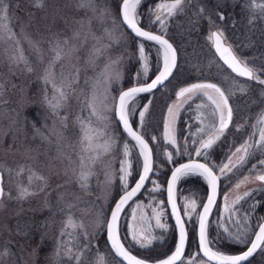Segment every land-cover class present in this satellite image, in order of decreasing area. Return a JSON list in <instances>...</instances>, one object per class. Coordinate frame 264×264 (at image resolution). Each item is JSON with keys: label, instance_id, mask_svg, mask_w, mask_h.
I'll use <instances>...</instances> for the list:
<instances>
[{"label": "rangeland", "instance_id": "rangeland-1", "mask_svg": "<svg viewBox=\"0 0 264 264\" xmlns=\"http://www.w3.org/2000/svg\"><path fill=\"white\" fill-rule=\"evenodd\" d=\"M174 2H150L146 13L155 29L175 46L178 63L174 76L159 91L137 97L127 108L128 117L151 145L154 168L142 194L125 210L119 231L128 244L139 246L133 233L150 234L148 247L164 239L171 225L162 171L185 159L202 158L220 179L219 199L209 224L216 245H246L261 221L260 209H264V184L256 179L264 173L260 163L264 148L259 146L264 124L258 122L264 114V85L230 74L213 53L208 36L213 29L222 31L234 53L264 79V9L257 7L264 0H183L172 16L157 11L158 5ZM81 3L85 6L80 7ZM119 4L120 0H0V9L6 7L8 17L0 24H7L15 33L8 39L7 32L0 31V171L4 191L0 199V264H77V257L78 264H101V258L102 264H121L106 244L105 224L115 198L125 190L120 180L121 163L127 160L131 164L129 187L139 175L141 162L135 146L117 126L114 107L117 94L127 84L144 83L157 74L161 52L125 30ZM76 33L79 37L73 39ZM65 39L68 44L63 43ZM57 42L63 49L62 58L51 68L57 85L73 80L77 68L79 79L65 88L67 99L60 101L61 106L53 108L50 102L57 101L44 76L54 62ZM141 46L146 61L140 57ZM21 54L25 61L18 60ZM108 76L111 79H106ZM201 80L212 81L225 91L232 120L220 139L197 156L201 142L214 134L213 125L219 126V113L213 115L215 106L202 94L179 101L174 97L186 84ZM90 103L107 119L91 116ZM105 105L111 110L106 111ZM170 108L176 114L174 121H170ZM89 120L92 128L103 132L99 143L110 145L95 162L89 159L95 153L84 152L81 144V121L87 125ZM166 123H170L175 144L165 138ZM245 142L253 147L241 163L238 157L242 153H236V148ZM229 159L233 166L221 172ZM81 171L91 173L86 187L81 186ZM25 188L30 194L22 197ZM245 192L249 195L244 196ZM180 193L181 214L193 228L203 199L186 186ZM238 196L242 199L234 204ZM193 200L196 211L189 208L185 215L186 205ZM226 203L231 213L224 210ZM159 212L166 228L156 226L155 213ZM69 217L83 227H66ZM202 261L192 247L179 264Z\"/></svg>", "mask_w": 264, "mask_h": 264}, {"label": "snow or ice", "instance_id": "snow-or-ice-1", "mask_svg": "<svg viewBox=\"0 0 264 264\" xmlns=\"http://www.w3.org/2000/svg\"><path fill=\"white\" fill-rule=\"evenodd\" d=\"M90 2V0H89ZM183 0H175L174 3L170 4H160L157 7V11H166L168 16H172L177 9L180 8ZM140 0H123V22L132 29V31L138 37H143L146 40L155 41L159 44L163 50V59H164V66L163 70L160 71L159 75L148 85L144 87H132L128 91H124L119 96V105L116 108V113L119 117V120L123 123L125 131L131 136L136 143L140 147V154L144 158L143 163V172L140 174L138 181L135 184V187L131 189V191H127L128 188V177L131 175V164L125 160L121 163L120 172L123 175L120 176V180L123 182V187L126 189L125 194L119 199V202L116 203L115 209L111 213V220L107 223V235L108 240L111 242L112 248L115 250L116 254L122 257L127 264H146V262L142 259H138L137 257L131 255L128 250L125 249L123 244L120 242V238L118 235V220L120 217V213L123 210L124 206L131 200L144 186L145 181L148 179V175L152 170V158H151V150L148 148V144L145 140L138 135L135 131L132 130L131 126L128 122V112H127V105L129 100H131L135 95L140 92H151L158 84H162L164 80H166L171 74L172 70L176 67V51L173 48L172 44L168 42V40L164 39L160 35H153L148 31H143L141 28L137 26L136 21V8L139 5ZM37 6H42L41 4L37 3ZM85 4L81 3L80 7H84ZM257 7L264 9V4L257 5ZM4 13L3 16H0V20H7V8L0 9ZM157 20H160V15L156 16ZM220 19H224L223 15L220 16ZM115 23V21H114ZM163 23V22H162ZM0 31H6L8 39H13L15 33L11 31L7 24H0ZM79 33H76L73 39L78 38ZM208 39L212 42L215 53L219 56L220 60L223 61L225 65L233 73H235L239 77H244L248 80H255L261 85H264V79H262L256 71L250 67L246 61L241 60L233 51L231 45H226L224 43V33L222 31H215L211 32L208 36ZM18 44L19 41H16ZM64 44H68V39L63 41ZM55 51L54 62L50 65V68L46 70L44 81L46 84H51L54 92L53 100L57 102L52 104L50 102V106L53 108L60 107V101L67 99V93L65 92V88H71L72 84L78 82L79 79V69H76V75L73 80L64 82L61 81L60 85H57L55 80V74L51 71V68L55 66V61H59L62 58L63 49L60 46V43L57 42ZM100 49H97L96 52L98 53ZM141 59L146 61V57L144 54V47L141 46L139 49ZM19 61H25V58L21 54L18 58ZM31 71V69H29ZM145 72H147V64L145 63ZM106 79H111L110 76L106 77ZM2 87V85H0ZM244 89L241 88V91ZM196 94H202L206 96L209 101L215 106L213 115L217 112L219 113V127L213 125V135H210L207 140H203L200 144V148L196 150V155H201L202 149H210L213 144L220 139L223 133L228 128L231 120H232V108L229 104L228 96L225 94V91L221 89V87L217 86L215 83H196L191 85V87H186L180 89L177 93V99L179 100L182 97L194 96ZM89 108L91 109V116H95L98 120H105L107 119L103 116L97 109L94 103H90ZM105 110L108 109L105 105ZM147 109H145L146 111ZM175 113L170 108L169 109V117L170 121H174ZM141 119H143L144 113H140ZM67 119L66 117L64 118ZM259 123L264 124V114L258 120ZM81 130L83 132V137L81 140V144L83 146L84 152H94L95 155L90 156L89 159L92 162H95L99 159L100 155L103 153H107L110 145L107 141L104 143H99L100 136L103 135V132L99 129H94L91 127V121L89 120L87 125L84 121H81ZM165 138L168 139L171 143L175 144L174 136L172 135L170 123H166L165 125ZM86 142V143H85ZM259 146L264 148V128H262L259 132ZM253 147L252 144L245 142L244 145L241 147L236 148V153H242L238 159L241 163L244 162L245 158L249 154V148ZM234 153L233 155H235ZM125 156L128 155V146L125 145ZM171 159V156H169ZM261 164H264V160L260 161ZM230 166H233V162L229 159L228 164L223 165L221 167V172L225 170H230ZM81 167H84V157L81 156ZM91 175L90 172L81 171L80 173V180L83 181L82 187H86L87 181L89 176ZM188 175H200L203 176L204 179L208 182L210 188V194L207 197V203L203 205V212L199 213V248L200 251L203 252V255L207 257L208 262H212V264H243L244 261H247L249 257H251L258 248L264 246V225H261L259 228V232L256 234L255 241L251 243V247L248 248L246 252L240 255H227L220 251H214L212 248L209 247V240L207 237V222L208 217L211 213L212 207L216 202L217 196V176L214 174L212 168L208 165L203 163L192 162L188 164H183L180 167L176 168L175 171L172 173L171 181L168 185V202L172 207V214L176 219V227L179 230V241L176 245L175 252L169 256L167 259L160 261V264H177L178 261H181L183 254H184V247L187 240V233L185 230V223L182 220L179 211L177 210L175 198H174V186L178 179L182 176ZM31 180V177L29 178ZM37 179H43L42 177H37ZM247 179V177L245 178ZM257 180L264 183V175H258L256 177ZM240 187V184H237V188ZM30 193L28 190L22 189L21 196L29 195ZM4 195L3 188L0 187V198ZM249 195L248 192L244 193V196ZM242 197L238 196L236 200L233 202L238 203ZM227 201V197H225ZM189 208L192 212L196 211L197 205L196 202L193 200L185 207V215L189 214ZM224 210L226 212L231 213V209L225 204ZM163 215L162 212L155 213L156 219V226L158 228H166V225L161 222V216ZM133 218H135V213H133ZM66 227L75 229L77 227H83V225H77L75 221L69 217L68 221L66 222ZM63 235V233H62ZM133 240L137 243L141 244L142 247L147 246V244L151 243L150 234H145L144 232L140 233H133ZM146 241V243H144ZM71 249L68 250L69 258L71 259ZM56 255L59 256V248L57 249ZM77 264H78V257H77ZM102 264V258H101ZM201 264H206V262L202 261Z\"/></svg>", "mask_w": 264, "mask_h": 264}, {"label": "water", "instance_id": "water-1", "mask_svg": "<svg viewBox=\"0 0 264 264\" xmlns=\"http://www.w3.org/2000/svg\"><path fill=\"white\" fill-rule=\"evenodd\" d=\"M118 14H119V18H120V21H121V23H122V25H123V27L130 33V34H132V35H134V36H136V34L132 31V29L131 28H129L124 22H123V0H121V2H120V4H119V9H118ZM137 26L139 27V28H141V30H143V31H148V32H150L151 34H153V35H160V34H158V33H155V32H153V31H150V30H147V29H144V28H142L141 26H139L138 25V23H137ZM212 32H215V30H213ZM160 36H162L164 39H166V40H168L166 37H164L163 35H160ZM136 37H138V36H136ZM138 38H140V39H143V40H146V39H144L143 37H138ZM146 41H149V42H152V43H154L155 45H157L161 50H162V48H161V46L159 45V44H157L155 41H150V40H146ZM168 42L170 43V44H172L169 40H168ZM225 43V42H224ZM211 45H212V48H213V51L215 52V48H214V46H213V44H212V42H211ZM227 45V44H226ZM173 46V45H172ZM173 48H174V46H173ZM175 49V48H174ZM216 54V53H215ZM176 56H177V53H176ZM216 56L219 58V56L216 54ZM219 60H220V58H219ZM222 63H223V61L222 60H220ZM224 64V63H223ZM176 65H177V59H176ZM225 65V64H224ZM226 67H227V65H225ZM176 68V67H175ZM175 68L172 70V74H173V72L175 71ZM228 68V67H227ZM163 69H160V71H162ZM228 70L231 72V73H233L232 71H231V69H229L228 68ZM159 73L160 72H158L150 81H148V82H146V83H142V84H137V85H133V86H130V87H127V88H125L124 90H122L119 94H118V97H117V101H116V105H115V119H116V122H117V125L119 126V128L123 131V133L133 142V144L135 145V147L137 148V150H138V153H139V155H140V158H141V162H142V164H141V169H140V172H139V175H138V177H137V179L134 181V183L127 189V191H131V189L132 188H134L135 187V184H136V182L138 181V179H139V176H140V174H142V172H143V163H144V158H143V156H141V154H140V147H139V145L136 143V141L131 137V136H129L128 135V133L125 131V129H124V126H123V123L119 120V117H118V115H117V113H116V108L118 107V105H119V96H120V94L122 93V92H124V91H128L130 88H132V87H144V86H146V85H148V84H150L155 78H156V76L157 75H159ZM172 74L166 79V80H164V82L162 83V84H158L152 91H154V90H156V89H158V88H160L165 82H167L169 79H170V77L172 76ZM235 76H237L235 73H233ZM237 77H239V76H237ZM240 78H244V77H240ZM244 79H246V78H244ZM196 83H212V82H206V81H203V82H195V83H191V84H188V85H186V86H184L183 88H186V87H191V85H193V84H196ZM218 86V85H217ZM182 89V88H181ZM180 91V90H179ZM178 91V92H179ZM177 92V93H178ZM144 93H149V92H140V93H138L137 95H135L133 98H136L138 95H140V94H144ZM177 93H176V95H175V97L177 98ZM132 98V99H133ZM181 99V98H180ZM179 99V100H180ZM130 101V100H129ZM128 122H129V125L131 126V128H132V130L133 131H135L138 135H140L144 140H145V142L148 144V148L151 150V147H150V145H149V143H148V141L137 131V130H135L134 128H133V126H132V124H131V122H130V120H129V117H128ZM151 158H152V165H153V155H152V151H151ZM192 162H197V163H203V164H206V163H204L203 161H200V160H195V159H191V160H185V161H182V162H180V163H178L177 165H175L173 168H172V170L170 171V173H169V175H168V177H167V180H166V184H165V199H166V204H167V210H168V214H169V217H170V219H171V222H172V225H173V227H174V229H175V232H176V243H175V247H174V250L172 251V253L170 254V255H168L166 258H164V259H162V260H165V259H167L169 256H171L174 252H175V248H176V245H177V243H178V241H179V230H178V228L176 227V219H175V217L173 216V214H172V207H171V205L169 204V202H168V185H169V182L171 181V178H172V173L175 171V169L176 168H178V167H180L181 165H183V164H188V163H192ZM207 165V164H206ZM210 167V166H209ZM151 172H152V170H151ZM151 172L149 173V175H148V179L145 181V183H144V186L140 189V191L142 190V189H144V187H145V185H146V183L148 182V180H149V178H150V175H151ZM214 172V171H213ZM215 174V173H214ZM216 175V174H215ZM261 175H264V174H261ZM198 176H200V175H198ZM217 176V175H216ZM204 181H205V183H206V196H205V199H204V201H203V203H202V205H201V207H200V210H199V213H202L203 212V205L204 204H206L207 203V197H208V195L210 194V188H209V185H208V182L204 179V177L203 176H200ZM217 178H218V176H217ZM179 180V179H178ZM178 180L176 181V183H175V186H174V198H175V202H176V206H177V210L179 211V213H180V216H181V218H182V215H181V212H180V209H179V206H178V203H177V199H176V187H177V183H178ZM259 181V180H258ZM262 183V182H261ZM0 187H2V175H1V172H0ZM219 189V178L217 179V195H218V190ZM140 191L132 198V199H134L139 193H140ZM125 194V191L118 197V199L115 201V203L113 204V206H112V209H111V211H110V213H109V215H108V218H107V222H106V227H105V240H106V243H107V246H108V248H109V250L111 251V253L114 255V257L117 259V260H119V261H121L123 264H127V261H125L122 257H120V256H118L117 254H116V252H115V250L112 248V245H111V242L108 240V235H107V223L108 222H110V220H111V213H112V211L115 209V205H116V203H118L119 202V199L123 196ZM131 199V200H132ZM131 200H129L128 201V203L131 201ZM216 201H217V196H216ZM127 203V204H128ZM126 204V205H127ZM215 204H216V202H215ZM215 204L213 205V207H212V210H211V213H212V211H213V209H214V207H215ZM125 205V206H126ZM124 206V207H125ZM122 212V211H121ZM199 213H198V216H197V222H196V229H195V235H196V244H197V249H198V251H199V254H200V256L205 260V261H207V257H205L204 255H203V252H201L200 251V248H199ZM211 213H210V215H209V217H208V221H209V218H210V216H211ZM121 214V213H120ZM120 218V217H119ZM182 220H183V218H182ZM207 225H208V222H207ZM261 225H264V218L261 220V222L259 223V225L257 226V228H256V230H255V232H254V234H253V236H252V239H251V241H250V243L248 244V246L240 253V254H243L244 252H246L247 250H248V248H250L251 247V243L253 242V241H255V238H256V234L259 232V228H260V226ZM118 226H119V220H118ZM117 230H118V228H117ZM185 230H186V226H185ZM186 233H187V231H186ZM118 235H119V231H118ZM119 238H120V235H119ZM188 238V237H187ZM120 242H121V244H123L122 243V241H121V239H120ZM123 246L125 247V245L123 244ZM186 246H187V240H186V243H185V247H184V253H185V250H186ZM210 247V246H209ZM125 249L126 250H128L126 247H125ZM259 250V248L256 250V252L251 256V257H249V259L247 260V261H244L243 262V264H246V263H248L254 256H255V254L257 253V251ZM129 251V250H128ZM129 253L131 254V255H133V256H135V257H137L136 255H134L133 253H131L130 251H129ZM240 254H238V255H240ZM184 255V254H183ZM138 259H141V258H139V257H137ZM142 260H144V259H142ZM162 260H159V261H155V262H150V261H146V260H144L145 262H146V264H160V261H162ZM180 261H178L177 262V264L179 263ZM208 262V261H207ZM210 264H212V262H209Z\"/></svg>", "mask_w": 264, "mask_h": 264}, {"label": "trees", "instance_id": "trees-1", "mask_svg": "<svg viewBox=\"0 0 264 264\" xmlns=\"http://www.w3.org/2000/svg\"><path fill=\"white\" fill-rule=\"evenodd\" d=\"M154 1L156 0H143L141 2V6L139 5L137 8V13L136 16L138 18V23L140 26L155 31V32H159L158 30L155 29L156 24H154L151 21V18H147L146 16H148L146 14V9L148 8V6L150 4H152ZM151 2V3H150ZM150 3V4H149ZM146 14V15H141V14ZM130 70H132L130 68ZM142 95L139 96V98ZM144 96V95H143ZM133 126L136 128L135 123L131 120ZM178 163V162H176ZM211 165V164H210ZM170 170V167H165L162 171V176L166 179L168 172ZM188 180V181H187ZM187 187L188 190H190L193 193H197L199 195V198H204L205 193H206V187L204 182L201 180L200 177L197 176H189L187 177V179L180 181L177 185V195L179 197V195L181 194V189H183L184 187ZM260 216L263 217L264 216V209H260ZM168 222L171 225V229L168 232L169 234H167V236L160 240L157 241L155 243H153L150 247L145 246H139V245H135V244H128L124 238L122 237V235L120 234L121 240L123 241V243L125 244V246L131 251L133 252L135 255L147 260V261H156L159 259H162L164 257H166L168 254L171 253V251L174 248L175 245V233L170 221V218L168 216ZM209 224H211V218L209 221ZM187 229L189 230V235H190V242L192 245L195 246V239H194V229L193 228H189L188 225H186ZM104 237V235H103ZM210 242H211V246L213 247H217L218 250L223 251L225 253H235L238 251L243 250L246 245H238L237 243H223V244H217L216 245V241L213 239L212 234L210 235ZM189 247H187L188 250ZM186 250V252H187ZM247 264H264V249L263 246L261 247V249L257 252V254L254 256V258Z\"/></svg>", "mask_w": 264, "mask_h": 264}, {"label": "bare ground", "instance_id": "bare-ground-1", "mask_svg": "<svg viewBox=\"0 0 264 264\" xmlns=\"http://www.w3.org/2000/svg\"><path fill=\"white\" fill-rule=\"evenodd\" d=\"M143 0H141L140 1V3H139V5L141 6V2H142ZM138 5V6H139ZM138 6H137V8H138ZM149 7V6H148ZM137 8H136V10H137ZM148 12V8L146 9V13ZM141 15H146L145 13L144 14H141ZM147 18H148V16H146ZM213 30H215V31H217L216 29H213ZM212 30V31H213ZM150 31H152V30H150ZM211 31V32H212ZM170 42H171V40L170 39H168ZM172 43V42H171ZM172 45H173V43H172ZM174 46V45H173ZM174 48H175V46H174ZM211 49H212V51H213V48H212V45H211ZM175 51H176V53H177V50H176V48H175ZM213 53L215 54V52L213 51ZM177 56H178V54H177ZM163 66H164V59H163V50H161V67L158 69V72H160V69H163ZM130 73H132V70H129V74ZM133 85H135V84H133ZM133 85H130V84H127L122 90H124L125 88H127V87H130V86H133ZM121 90V91H122ZM120 91V92H121ZM119 92V93H120ZM118 93V94H119ZM118 94H117V97H118ZM117 97H116V101H117ZM132 101H134V98L133 99H131L129 102H128V105H127V108H128V106L130 105V103L132 102ZM115 105H116V102H115ZM231 106V105H230ZM114 113H115V107H114ZM114 117H115V114H114ZM115 121H116V119H115ZM117 123V122H116ZM219 127V126H218ZM140 158V157H139ZM140 162H141V158H140ZM141 164H142V162H141ZM154 164V163H153ZM153 168H154V166L152 165V171H153ZM172 170V167L170 168V170H169V172H168V175H169V173H170V171ZM168 175H167V177H168ZM151 176H152V172H151V175H150V178H151ZM190 176H192V175H190ZM167 177H166V179H165V184H166V180H167ZM184 176H182L179 180H178V183L182 180V178H183ZM150 178H149V180H150ZM218 178H219V176H218ZM149 180H148V182H149ZM203 182H204V184H205V181L203 180V179H201ZM148 182L146 183V185H145V187L147 186V184H148ZM178 183H177V185H178ZM165 184H164V202H165V207H166V209H167V204H166V199H165ZM131 186V185H130ZM129 186V187H130ZM128 187V188H129ZM127 188V189H128ZM145 189V188H144ZM144 189H142L141 191H140V193L134 198V199H132L124 208H123V210H122V212H121V214H120V218H119V222L121 221V219H122V217H123V215H124V212H125V210L127 209V207L135 200V199H137L141 194H142V192H143V190ZM219 191H218V195H217V200L219 199V194H220V179H219V189H218ZM124 191H126V189L124 190ZM123 191V192H124ZM123 192H121L116 198H115V200H114V202H113V204L115 203V201L118 199V197L123 193ZM113 204L111 205V207H110V210H109V212H108V215H109V213H110V211H111V209H112V206H113ZM167 213H168V210H167ZM108 215H107V218H108ZM264 218V216L263 217H261V220ZM107 222V221H106ZM196 222H197V220H196ZM261 222V221H260ZM259 222V223H260ZM187 225V224H186ZM259 225V224H258ZM105 227H106V224H105ZM173 227V226H172ZM193 229H194V231H193V233H194V239H195V246L194 245H192L191 244V242H190V235H189V230L186 228V231H187V246H186V250H187V247H189L188 248V250L189 249H191L192 247H194V249L198 252V254H199V251H198V249H197V244H196V235H195V229H196V223H195V225H194V227H193ZM173 230H174V233H175V243H176V232H175V229H174V227H173ZM118 231H119V226H118ZM119 233H120V231H119ZM105 235V234H104ZM210 235H211V231H210V227H209V223H208V225H207V237H208V240H209V246H210V248H212L213 246H211V242H210ZM251 241V240H250ZM250 241L249 242H247V245H246V247L248 246V244L250 243ZM245 247V248H246ZM244 248V249H245ZM213 249V248H212ZM243 249V250H244ZM186 250H185V252H186ZM214 251H216L215 249H213ZM243 250H241V251H238V252H235V253H230L229 255H238V254H240ZM131 252V251H130ZM131 253H133V252H131ZM134 254V253H133ZM135 255V254H134ZM185 255V254H184ZM184 255H183V257H184ZM199 256H200V254H199ZM182 257V258H183ZM201 257V256H200ZM140 258V257H139ZM252 260V259H251ZM250 260V261H251ZM119 261V260H118ZM249 261V262H250ZM181 262V261H180ZM179 262V263H180ZM248 262V263H249ZM119 263H121V264H123L121 261H119ZM178 263V264H179ZM247 264V263H246Z\"/></svg>", "mask_w": 264, "mask_h": 264}]
</instances>
